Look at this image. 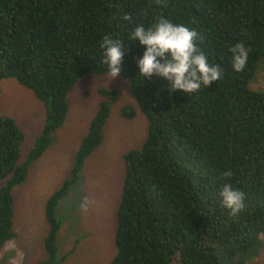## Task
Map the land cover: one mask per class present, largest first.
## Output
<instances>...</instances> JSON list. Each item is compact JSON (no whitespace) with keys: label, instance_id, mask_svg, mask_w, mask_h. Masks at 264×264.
I'll return each mask as SVG.
<instances>
[{"label":"trees","instance_id":"16d2710c","mask_svg":"<svg viewBox=\"0 0 264 264\" xmlns=\"http://www.w3.org/2000/svg\"><path fill=\"white\" fill-rule=\"evenodd\" d=\"M130 13L132 21L122 19ZM157 17L195 30L196 44L222 78L195 93L170 92L169 82L139 77L145 48L129 40ZM125 47L120 77L128 81L147 135L124 155L116 210V253L109 264H253L264 247V90L249 85L264 64V0H0V83L13 79L44 106L45 118L26 159L19 122L0 115V251L14 239L13 189L57 139L68 94L85 75H107L102 37ZM251 49L241 72L229 47ZM103 98L82 137L69 178L48 198L43 264H60L59 204L79 179L86 158L104 140L117 93ZM133 107L120 116L131 119ZM57 134V135H56ZM232 171L225 178V171ZM225 183L244 194L235 217L222 205ZM1 264V262H0Z\"/></svg>","mask_w":264,"mask_h":264},{"label":"rangeland","instance_id":"374dc122","mask_svg":"<svg viewBox=\"0 0 264 264\" xmlns=\"http://www.w3.org/2000/svg\"><path fill=\"white\" fill-rule=\"evenodd\" d=\"M249 87L253 91L264 90V64ZM101 88L115 91L116 100L104 125V140L86 158L79 179L59 204L57 214L62 225L58 248L59 257L64 259L60 264H109L113 259L116 210L125 174L124 155L145 140L148 124L136 106L128 81L120 77L108 81L107 75H85L68 94L69 111L56 134V142L32 164L25 182L13 189L16 237L1 249V264H43L46 259L43 247L49 229L45 220L46 202L71 175L81 139L103 100L99 95ZM126 105L135 110L128 120L120 116ZM0 115L19 122L25 135L20 151L26 159L44 123V106L15 80H3ZM4 183L0 181V185ZM253 264H264V247Z\"/></svg>","mask_w":264,"mask_h":264},{"label":"clouds","instance_id":"9594fccd","mask_svg":"<svg viewBox=\"0 0 264 264\" xmlns=\"http://www.w3.org/2000/svg\"><path fill=\"white\" fill-rule=\"evenodd\" d=\"M122 19L131 22L132 16L125 13ZM198 39L201 37L197 31L163 17H157L147 29L142 24L137 25L129 40L138 41L145 48L142 57L137 60L139 77L156 75L169 82L170 92L181 90L186 94L195 93L220 80L222 75L219 65L209 64L208 57L196 44ZM99 47L103 50L101 62L107 66V78L110 81L119 76L126 50L120 40L108 34L102 37ZM228 51L232 54L234 71H243L251 49L243 43H236ZM223 176L230 178L232 171H225ZM220 196L230 216H237L245 207L244 194L231 183L223 185ZM84 201L87 203V197Z\"/></svg>","mask_w":264,"mask_h":264}]
</instances>
